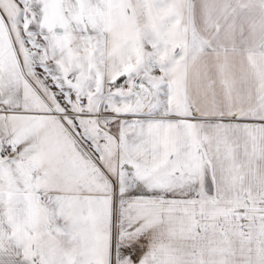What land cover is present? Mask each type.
<instances>
[{
  "label": "snow or ice",
  "instance_id": "snow-or-ice-1",
  "mask_svg": "<svg viewBox=\"0 0 264 264\" xmlns=\"http://www.w3.org/2000/svg\"><path fill=\"white\" fill-rule=\"evenodd\" d=\"M0 264H264V0H0Z\"/></svg>",
  "mask_w": 264,
  "mask_h": 264
}]
</instances>
